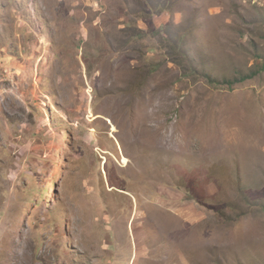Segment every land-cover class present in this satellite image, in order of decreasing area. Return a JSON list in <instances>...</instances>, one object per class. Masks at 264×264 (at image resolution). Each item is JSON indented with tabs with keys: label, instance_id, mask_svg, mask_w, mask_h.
I'll use <instances>...</instances> for the list:
<instances>
[{
	"label": "rangeland",
	"instance_id": "1",
	"mask_svg": "<svg viewBox=\"0 0 264 264\" xmlns=\"http://www.w3.org/2000/svg\"><path fill=\"white\" fill-rule=\"evenodd\" d=\"M0 264H264V0H0Z\"/></svg>",
	"mask_w": 264,
	"mask_h": 264
},
{
	"label": "crops",
	"instance_id": "2",
	"mask_svg": "<svg viewBox=\"0 0 264 264\" xmlns=\"http://www.w3.org/2000/svg\"><path fill=\"white\" fill-rule=\"evenodd\" d=\"M130 222H132V217L130 219ZM144 224L145 223L139 222L135 227H133V235H132V237L135 238V241L133 242L132 247L135 248L136 256L139 255V248L138 247H140V252L143 255V252H144L143 249L147 247L146 242L149 241V240H146L145 239L146 237L143 238L142 237V234H141V232H142L141 230H142ZM139 226H140V228H138ZM152 240H154V239H152ZM154 242L157 243V246H155V251H154V254H155L156 258H161V260L164 259V257L165 258H169L170 255L172 254V252H168L166 250H168V249L171 248V246L169 245V243L171 242V240H169L168 246L166 245L167 243H165L163 245H160V243H163L164 240L161 239V238H159V236H158V240H154ZM173 242H175V241L173 240ZM124 252H125V250H124ZM136 256L131 255L130 258H129L130 261H136L138 259V257H136ZM161 260H159V262H162L163 261V260L162 261Z\"/></svg>",
	"mask_w": 264,
	"mask_h": 264
}]
</instances>
